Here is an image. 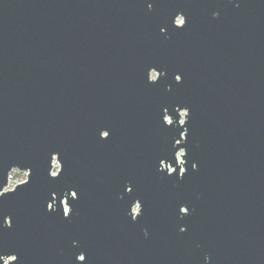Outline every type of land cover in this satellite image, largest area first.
Segmentation results:
<instances>
[{
    "label": "water",
    "instance_id": "obj_1",
    "mask_svg": "<svg viewBox=\"0 0 264 264\" xmlns=\"http://www.w3.org/2000/svg\"><path fill=\"white\" fill-rule=\"evenodd\" d=\"M0 193V264H264V0H0Z\"/></svg>",
    "mask_w": 264,
    "mask_h": 264
},
{
    "label": "rangeland",
    "instance_id": "obj_2",
    "mask_svg": "<svg viewBox=\"0 0 264 264\" xmlns=\"http://www.w3.org/2000/svg\"><path fill=\"white\" fill-rule=\"evenodd\" d=\"M183 115V113H181ZM59 166L56 162L53 164V172H56L58 170ZM27 172L25 171H19V170H12L9 175V181L7 187H5V190L12 189L16 184L23 182L26 180Z\"/></svg>",
    "mask_w": 264,
    "mask_h": 264
},
{
    "label": "snow or ice",
    "instance_id": "obj_3",
    "mask_svg": "<svg viewBox=\"0 0 264 264\" xmlns=\"http://www.w3.org/2000/svg\"><path fill=\"white\" fill-rule=\"evenodd\" d=\"M185 25H186V24H185ZM185 25H184V26H185ZM130 191H132V189H130ZM3 195H4L3 193H0V196H3Z\"/></svg>",
    "mask_w": 264,
    "mask_h": 264
}]
</instances>
